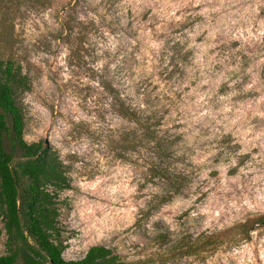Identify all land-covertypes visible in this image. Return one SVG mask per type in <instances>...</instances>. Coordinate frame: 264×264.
<instances>
[{"label":"rangeland","instance_id":"obj_1","mask_svg":"<svg viewBox=\"0 0 264 264\" xmlns=\"http://www.w3.org/2000/svg\"><path fill=\"white\" fill-rule=\"evenodd\" d=\"M0 58L29 81L23 138L66 166L64 259L102 244L126 264H264V0H0ZM121 104L183 170L167 201L124 149L141 132ZM219 231L235 239L204 257L156 255L158 234Z\"/></svg>","mask_w":264,"mask_h":264},{"label":"trees","instance_id":"obj_2","mask_svg":"<svg viewBox=\"0 0 264 264\" xmlns=\"http://www.w3.org/2000/svg\"><path fill=\"white\" fill-rule=\"evenodd\" d=\"M28 84L18 63L0 58V220L5 236L0 264H126L102 244L91 245L79 259L62 257L59 194L69 188L70 180L65 164L50 145L23 138L25 122L18 96ZM120 111L141 132L138 135L134 131V138L124 149L145 150L141 157L143 175L155 184L166 185L160 196L162 201L179 194L183 170L165 165L171 161L170 145L155 130L151 113L138 105L129 110L123 104ZM257 221L263 223L264 217ZM241 227L244 237L253 230L250 226ZM223 232H200L192 240L179 239L174 243L165 242L166 234H158L156 255H169V259L204 257L221 246L224 239H235L223 238Z\"/></svg>","mask_w":264,"mask_h":264}]
</instances>
